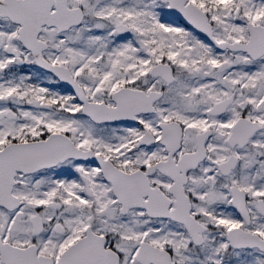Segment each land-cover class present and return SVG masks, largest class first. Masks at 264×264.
Listing matches in <instances>:
<instances>
[{
  "label": "snow or ice",
  "instance_id": "6c2138e0",
  "mask_svg": "<svg viewBox=\"0 0 264 264\" xmlns=\"http://www.w3.org/2000/svg\"><path fill=\"white\" fill-rule=\"evenodd\" d=\"M0 264H264V0H0Z\"/></svg>",
  "mask_w": 264,
  "mask_h": 264
}]
</instances>
